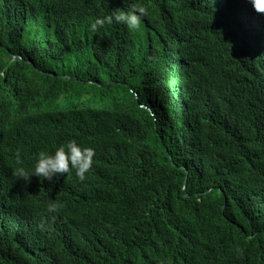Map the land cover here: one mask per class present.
I'll list each match as a JSON object with an SVG mask.
<instances>
[{
    "label": "trees",
    "instance_id": "obj_1",
    "mask_svg": "<svg viewBox=\"0 0 264 264\" xmlns=\"http://www.w3.org/2000/svg\"><path fill=\"white\" fill-rule=\"evenodd\" d=\"M132 5L139 29L91 28ZM69 140L95 150L85 181L14 175ZM185 181L243 196L230 240H206ZM156 205L177 253L146 252ZM0 264H264V14L248 0H0Z\"/></svg>",
    "mask_w": 264,
    "mask_h": 264
},
{
    "label": "clouds",
    "instance_id": "obj_2",
    "mask_svg": "<svg viewBox=\"0 0 264 264\" xmlns=\"http://www.w3.org/2000/svg\"><path fill=\"white\" fill-rule=\"evenodd\" d=\"M252 9L259 14H264V0H248ZM216 7H213L214 10ZM144 7L132 5L129 9H118L110 15L97 17L91 24L95 31L103 28L105 25L113 23L123 24L129 31L139 29L141 22L146 15ZM95 150L92 147L81 146L75 140H69L58 145L53 151H40L35 157L33 167L28 170L20 165L17 160V168L14 175L19 180L28 181L31 176L42 180H52L54 177L68 175L74 172L77 180L83 182L93 166V157ZM182 185L183 206L194 218L199 220L205 231V238L209 240L212 237L221 238L224 241L231 239L233 235L232 217L242 213L244 207V198L237 191L227 189L226 187L216 186L208 183L196 189L185 190ZM234 187L236 188L235 184ZM164 190L163 184L155 187ZM64 205L60 202H50L47 205V211L55 217ZM153 209L157 225L147 234L146 252L148 254H174L178 252L180 243L163 240L162 236L157 234L158 229L168 222L169 216L162 211V205H156Z\"/></svg>",
    "mask_w": 264,
    "mask_h": 264
},
{
    "label": "bare ground",
    "instance_id": "obj_3",
    "mask_svg": "<svg viewBox=\"0 0 264 264\" xmlns=\"http://www.w3.org/2000/svg\"><path fill=\"white\" fill-rule=\"evenodd\" d=\"M15 57V56H14Z\"/></svg>",
    "mask_w": 264,
    "mask_h": 264
}]
</instances>
